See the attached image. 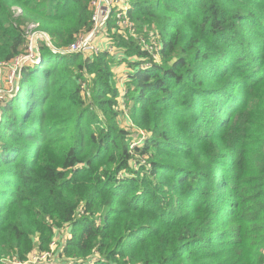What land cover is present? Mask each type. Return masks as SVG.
Returning a JSON list of instances; mask_svg holds the SVG:
<instances>
[{
  "label": "trees",
  "instance_id": "obj_1",
  "mask_svg": "<svg viewBox=\"0 0 264 264\" xmlns=\"http://www.w3.org/2000/svg\"><path fill=\"white\" fill-rule=\"evenodd\" d=\"M91 2L0 0V62L27 55L31 25L69 47L92 28ZM131 3L139 37H115L124 57L42 43L22 69L0 124V264L67 230L57 254L72 264H264V0ZM151 31L160 61L140 45ZM220 168L224 188L238 172L223 199Z\"/></svg>",
  "mask_w": 264,
  "mask_h": 264
},
{
  "label": "built area",
  "instance_id": "obj_2",
  "mask_svg": "<svg viewBox=\"0 0 264 264\" xmlns=\"http://www.w3.org/2000/svg\"><path fill=\"white\" fill-rule=\"evenodd\" d=\"M91 9V30L79 35L72 45L64 49L55 48L51 43L50 37L46 33L36 30L38 25H31L29 27L31 32L36 31L35 33H38L35 35L36 40L33 41L31 39L28 42L27 55L18 57L10 63L15 61L22 63L33 61V59L37 57L35 51H39V46H37L39 35L43 37L42 39L48 43L47 46H49L54 53L62 55L83 54L87 57L98 55L102 52H108L112 55L116 54L115 52L118 49L115 44L116 36L126 38L139 37L138 27L131 18L133 10L131 0H92ZM21 12V9L17 8V13L20 14ZM140 45L143 51L153 56L156 61H160L159 52L161 46L157 32H149L148 39L141 38ZM136 59L138 58L136 57ZM143 61L144 63L141 65V68L147 70L149 63H146L145 60ZM57 236H61L60 232H57ZM70 237V231L67 230L66 233L60 237V240L62 243H65ZM54 241L56 244V239H54ZM33 255L31 260L22 262L13 259L12 261H7V264H58L61 262L58 254L54 257L44 253H34ZM60 264H72V261H65ZM82 264H95V259Z\"/></svg>",
  "mask_w": 264,
  "mask_h": 264
},
{
  "label": "rangeland",
  "instance_id": "obj_3",
  "mask_svg": "<svg viewBox=\"0 0 264 264\" xmlns=\"http://www.w3.org/2000/svg\"><path fill=\"white\" fill-rule=\"evenodd\" d=\"M35 32L36 31L28 32V42L31 39L33 41L36 40L35 35L38 33H35ZM38 37L39 39H37L38 40L37 46L41 45L42 43L48 44L44 39H42L43 38L42 36L39 35ZM39 50H40V46H39ZM115 53H119V55H122L124 57V51L119 50V48L117 49ZM35 54H37V57L34 58L33 61L31 62H25V63L17 62V61L13 63L0 62V124L2 121V117L5 114V112H3V109L6 108L9 103H11L12 99H14L19 93V91L21 90L22 69L31 68L33 66H36V64L39 65L41 61L40 51H35ZM118 59H121V58L119 57ZM131 61H137V59L134 58ZM112 71L116 78L117 87H119V90L122 91V94H125L126 81L129 76L128 73H131V68L128 66V63L125 62L123 64L119 63L115 65ZM254 93H257V92H254ZM123 96L121 98H118L117 100H119L120 102V106H121L120 108L122 110L125 109L127 111L129 107H127L126 103L124 104ZM252 105L257 106V101L252 102ZM119 119L121 121L122 127L126 128L127 130L135 131L133 128H131L132 127L131 121L127 119L126 115L124 116L121 115ZM233 161L234 160L231 158L227 162H224V165H227L228 163L231 166H233L232 164ZM221 168L217 170L216 180H217V183L219 182V190H218L220 192L219 195L223 199V198H226L228 195L225 190L228 187V185L230 187H238V183L236 180L237 179L236 174L238 172H236L234 168H231L228 170V172L225 174V176L227 175V178H226L227 187L224 188L223 184L225 183V181H223L221 177V172H222ZM229 209L230 208L227 207L225 204L222 205L221 225H226V231L228 232L227 241L232 240L233 231H236V228L238 227V223L230 222L231 219H227V220L224 219L223 216H225V213H227ZM65 233L66 231H61V236H63ZM60 237L59 236H56V238L54 237V239H56L57 245L55 244V241L53 239L50 247L46 249L45 251L40 252L37 248H34V250H32L33 252L31 251L30 255H28L26 261L31 260L34 256L33 255L34 253L49 254V256L51 257L56 256L59 249H61L62 241L60 240ZM227 255L231 258V260H236L237 258L236 254L231 252L229 247L227 248ZM8 261H12V259ZM22 262H25V261H22ZM63 262H65L64 259L63 261L61 260V262H59L58 264L63 263Z\"/></svg>",
  "mask_w": 264,
  "mask_h": 264
}]
</instances>
